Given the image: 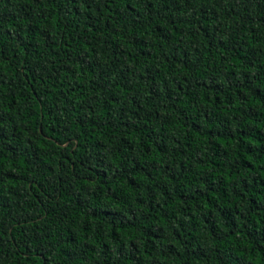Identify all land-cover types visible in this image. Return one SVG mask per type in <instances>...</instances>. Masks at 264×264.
Segmentation results:
<instances>
[{
  "label": "trees",
  "instance_id": "1",
  "mask_svg": "<svg viewBox=\"0 0 264 264\" xmlns=\"http://www.w3.org/2000/svg\"><path fill=\"white\" fill-rule=\"evenodd\" d=\"M0 264H264V0H0Z\"/></svg>",
  "mask_w": 264,
  "mask_h": 264
}]
</instances>
